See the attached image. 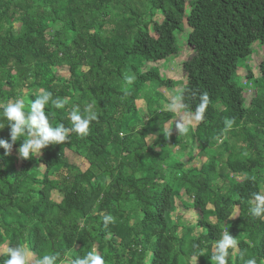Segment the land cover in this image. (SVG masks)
Wrapping results in <instances>:
<instances>
[{"label":"trees","instance_id":"1","mask_svg":"<svg viewBox=\"0 0 264 264\" xmlns=\"http://www.w3.org/2000/svg\"><path fill=\"white\" fill-rule=\"evenodd\" d=\"M185 3L0 0V104L23 99L27 111L45 89L65 101L45 108L53 126L71 128L74 108L84 115L91 105L97 117L87 136L70 131L66 142L31 159L19 157V141L10 155L0 148V264L16 245L30 248L33 260L55 255L56 264L89 251L106 264H191L196 255L197 264H215L210 256L225 226L238 241L228 264L264 262V215L250 214L264 185V56L255 76L245 65L243 85L237 81L252 45L264 46V0H190L188 12ZM183 23L190 55L181 61V112L195 117L208 96L189 142L205 157L198 166L192 154L175 161L184 134L159 123L161 90L176 85L158 64L175 51ZM3 124L0 139H8L0 115ZM176 201L196 211L193 223L171 218ZM106 214L114 222L105 224Z\"/></svg>","mask_w":264,"mask_h":264},{"label":"clouds","instance_id":"2","mask_svg":"<svg viewBox=\"0 0 264 264\" xmlns=\"http://www.w3.org/2000/svg\"><path fill=\"white\" fill-rule=\"evenodd\" d=\"M135 79L134 76L126 77V81L131 83ZM52 103L54 108L61 109L65 106V101L62 99H53L52 93L41 89L38 98L31 101L27 107L23 99H16L4 104H0V115L9 122L10 133L8 139H0V148L4 149L5 155H10L13 145L18 141V155L22 159H31L37 157L41 150L53 144H63L68 139L69 132H75L78 136H87L90 131V124L95 120L96 113L92 111V106L89 105L86 114L82 115L80 111L74 108L70 113L72 122L71 128H67L63 123L53 126L50 123V117L45 112L46 106ZM208 96L204 93L201 97V102L196 109L195 119L200 121L203 119V113L207 107ZM171 110L179 111L184 108V105L179 102V98L175 99L169 105ZM233 121L229 120V127ZM189 121L179 120L176 123L177 130L182 134H187L189 131ZM4 127L0 125V130ZM171 129L169 130L170 133ZM23 138V139H21ZM255 206L250 209V214L255 217L264 215V195L255 194ZM103 222L109 224L114 222V217L110 214L103 216ZM238 241L233 238L224 228V233L221 239L216 241L215 252L210 256V262L215 264H228L229 249H236ZM7 259L3 264H56L57 257L52 254H44L41 257L33 260L34 254L27 246L16 245L7 247ZM199 255L193 256L191 264H197ZM71 264H106L103 255L95 251H89L83 257H77L71 261ZM246 264H256L255 258H249Z\"/></svg>","mask_w":264,"mask_h":264},{"label":"rangeland","instance_id":"3","mask_svg":"<svg viewBox=\"0 0 264 264\" xmlns=\"http://www.w3.org/2000/svg\"><path fill=\"white\" fill-rule=\"evenodd\" d=\"M189 1L190 0H186L185 12H188L190 8ZM188 33H189V28L185 25V23H183V29L181 30V32H177L175 34V51L173 50L171 52V54L169 55V57L167 58L165 62L158 64L159 68L162 70V73H164L168 79L174 80L175 85H176L173 88H166V89L161 90L164 99L163 101L160 102V104L162 105L161 106L162 110H160L162 112V118L160 119L159 123L163 129L168 130V131L171 129L170 132L172 134H177L178 130L176 128V123L179 120L189 121V125H188L189 131L187 134H184L183 136L185 148L184 149L175 148L173 154H178V157H177L178 160L176 159L175 161H180V162L185 161L187 156L192 154L194 156L192 163L193 165L198 166L202 161L205 160V157L202 156V152L199 151L195 145L194 147H191L189 145L190 136L193 132V129L196 126L197 121L193 115L183 114L181 110L174 111V110H171L169 107V105L172 104V102L178 98V91L180 90V87L183 86V84L185 83V79L182 77L180 68H181V61L184 59H187L188 56L190 55V49L187 47V43H186ZM252 50H253V53L250 55V58L248 59V61L240 64L239 67L237 68V81L239 82L238 78L242 77V80H240V83L241 81L243 82V77L246 74V69H244L245 65H247L251 69L253 76H255L257 74V64L264 56V46L262 47L260 45H257V43H254L252 45ZM60 76L67 77L68 73L60 72ZM241 84L243 85V83ZM247 88L248 86L247 87L244 86V90H245L244 99L245 100L247 98L246 97ZM249 88L250 89L248 90H251V87ZM249 92L251 93V91H248V93ZM135 105L139 113H142V112L144 113L145 105L143 102L136 101ZM157 135H158V131L149 133L147 137L145 138L146 143L148 144L150 141L154 140ZM233 143H234L235 150H238V147L242 145L241 142L235 141V139L233 140ZM65 155L70 161V163L78 166L81 170L86 167L87 165L86 161L83 160L82 158L75 156L69 151H65ZM165 159L166 158H164L163 161L164 163H166V165L175 163L174 159L172 158H167L166 160ZM242 178H244V176H240V179ZM261 193L262 195H264V185H261ZM176 205H177L176 211H174L171 214V218L173 220L176 218V216H178L183 222L193 223L195 221L196 215H197L196 211H194L193 209L192 210L187 209L185 208V206H181L180 204H178V201H176ZM235 216H236V212L232 214L231 218ZM4 249L5 247H1L0 252L3 251ZM262 264H264V262H262Z\"/></svg>","mask_w":264,"mask_h":264}]
</instances>
